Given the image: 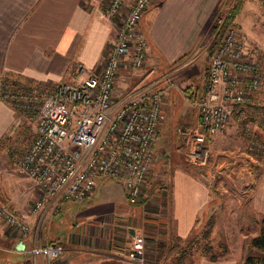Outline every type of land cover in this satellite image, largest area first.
Instances as JSON below:
<instances>
[{
  "label": "built area",
  "instance_id": "2783aa9c",
  "mask_svg": "<svg viewBox=\"0 0 264 264\" xmlns=\"http://www.w3.org/2000/svg\"><path fill=\"white\" fill-rule=\"evenodd\" d=\"M154 1L84 0L89 6L100 3L104 16L116 21L114 37L99 73L76 83L55 82L43 86L51 89L39 88L34 136L25 151L12 158L16 170L38 191L31 211L55 208L62 200L84 201L93 194L99 177L119 180L129 202L138 201L154 160L153 143L166 87L140 79L118 88L117 77L122 65L137 70L147 60L148 44L140 20ZM247 47L237 27L226 26L210 56L203 87L188 91L196 120L178 130L187 161L204 165L210 138L223 134L233 114L243 112L260 89V62ZM77 67L80 72L82 67ZM0 95L8 102L21 101L25 113L36 102L26 93H7L2 82ZM0 223L20 236L31 231L10 202L0 203ZM62 252L63 245L57 241L36 243L29 249L34 261L42 256L48 264ZM112 255L134 264H161L146 256L145 238L136 232Z\"/></svg>",
  "mask_w": 264,
  "mask_h": 264
},
{
  "label": "crops",
  "instance_id": "0c3cea01",
  "mask_svg": "<svg viewBox=\"0 0 264 264\" xmlns=\"http://www.w3.org/2000/svg\"><path fill=\"white\" fill-rule=\"evenodd\" d=\"M224 1L155 0L150 4L140 20L148 44L147 60L137 70H129L122 65L117 77L118 88L129 85L133 77L141 75V71L145 72L146 67L151 68L149 73L164 68L177 71L178 64L202 46ZM240 16L241 12L237 21ZM115 25V20L104 16L103 7L98 2L89 6L84 0H0V85L4 76L19 75L37 82L76 83L89 74L99 73L114 37ZM79 65L82 67L80 72ZM184 83L185 80L172 82L175 91H180L179 94L176 92L179 96L183 93L181 87L185 86ZM196 89L188 87L185 92ZM164 111L163 100L161 119ZM15 118L11 104L0 95V149L1 140L15 123ZM1 161L0 157V170ZM168 175L167 183L161 185V189L168 190L163 223L165 226L167 224L169 232L185 238L193 226L207 217L210 188L199 174L182 167L177 159ZM3 177L7 179V176L0 174V186ZM25 182L30 181L27 178ZM13 185L9 198L13 207L28 222L31 231L26 236H20L0 223V264H22L27 258L31 259L32 264L35 261L43 263L45 259L42 256H38L35 261L32 259L30 247L36 243L55 241L63 245L61 256L54 260H59L60 264H134L116 258L112 250L128 243L130 228L141 234V223L136 226L125 225L114 215L128 217L131 212L141 211L145 203L141 197L138 199L142 202L140 207L131 203L126 206L128 209L119 211L122 203L112 207L110 202L97 199L93 192L90 197L78 202L81 205L75 216L82 222H68L63 225L61 233H51L49 224L59 203L55 211H50L54 208L45 207L33 212L30 209L31 201L37 195V189L33 188L31 182L23 189ZM250 197L252 210L264 214V167ZM109 211L116 213L110 215ZM150 215L147 214V217ZM152 216L147 219L153 222L149 225L155 235L145 243V252L152 259L149 252L153 248L160 259L163 246L158 241L163 235L167 237V233L157 229L155 222L158 215L153 213ZM245 250L243 253H226L214 260L203 256L196 264H241L246 256Z\"/></svg>",
  "mask_w": 264,
  "mask_h": 264
},
{
  "label": "rangeland",
  "instance_id": "374dc122",
  "mask_svg": "<svg viewBox=\"0 0 264 264\" xmlns=\"http://www.w3.org/2000/svg\"><path fill=\"white\" fill-rule=\"evenodd\" d=\"M233 2L234 0H225L222 10L228 9ZM243 7L244 11L242 10ZM240 12L241 16L237 21L236 18ZM230 25L237 27L239 39L246 42L248 50L258 58L262 72V84L260 89L255 92L254 99L249 105H246L243 115L234 113L225 132L210 138L207 143L208 156L204 165H198L184 159V145L178 130L180 127L192 125L196 120L193 98L188 96L189 90L185 92V89L203 87L209 59L214 51L213 49V51L208 52L213 42V35L210 32L207 33L202 46L186 56L178 64L179 69L177 71L164 68L162 70L155 69L149 73L151 68L146 67L145 72L141 71L142 74L137 75V78L133 77L129 84H134L142 77L145 81L154 80L153 84L157 88L166 87L165 111L162 119L160 116L161 123L157 127L158 134L153 145L154 160L149 178L143 185L141 198L139 197L145 203L142 205L141 211L131 212L128 217L115 214L114 218L119 219V222L125 225L136 226L141 223V235L145 238L146 243L149 239L151 240V236L155 235L151 232L152 226L149 225L153 222L147 218H152L153 213L158 215V220L155 222L157 229L167 233V237L163 235L158 241V244L164 247L166 238L169 237L170 233L169 229L166 228L167 224L165 226V222L163 223V210L165 209L168 190L161 189V185L167 183L168 173L170 174L172 170L173 162L177 159L182 167L188 168L193 173L203 174V178L206 179L204 181L209 185L211 198L207 204L209 211L207 217L205 216L199 224L203 225L210 216L214 220L208 236L211 249L205 254L203 248L204 244L207 246L208 239L205 242V239L201 238V232L194 234L193 248L183 264H196L199 258L206 257L211 253L217 254L218 257L230 252L243 253L244 248H246L244 252L246 256L250 250L254 254L264 256V251L256 250L250 245L251 237L258 233L260 221L259 215L251 208L250 196L264 165V142L254 137L255 132L259 135L260 131H264V0H243L241 9L234 18V23L232 22ZM237 74L240 75V73ZM180 80H185V86L181 87L183 93L179 96L177 93L179 94L180 91H175L172 82L179 83ZM50 83L39 85L35 80L24 79L19 76H5L4 81H2L3 88L7 93H22V95L26 93L28 97L31 96L36 99V102L30 111L25 113L20 105L21 101L16 102L18 103L16 104L14 102L16 100L9 99L16 118L9 132L1 140L0 174L7 176V179L2 178L0 191L6 194L0 193V203L10 202L12 204L8 194L14 189L13 184H16L18 189L19 187L23 189L25 185L30 184V182H25L28 177L25 178V175L16 170L12 164V158H16L24 152L31 142L35 129L33 116L36 115L37 96L41 91L39 88L51 89L53 86L43 87ZM9 179H11V183ZM94 193L97 199L110 202L112 207L122 203L123 206L119 205V211L124 208L128 209L126 206L131 205L120 181L116 179L99 177ZM140 203L142 202L139 200L132 204L138 208ZM80 205L76 201L62 200L50 221V232L61 233L64 224L82 222L75 216ZM142 208L144 213H142ZM55 209L56 207L50 211H55ZM113 212L109 211V214L111 215ZM147 214L151 215L147 217ZM245 244L247 245L245 246ZM222 248L226 250L223 252ZM153 250L152 248V252H149L152 259L156 256L155 261H159L161 264H170V260L164 262L161 258H157V251ZM246 256H244L243 261ZM60 263L59 260H56L50 264ZM34 264L48 263L35 261Z\"/></svg>",
  "mask_w": 264,
  "mask_h": 264
},
{
  "label": "trees",
  "instance_id": "16d2710c",
  "mask_svg": "<svg viewBox=\"0 0 264 264\" xmlns=\"http://www.w3.org/2000/svg\"><path fill=\"white\" fill-rule=\"evenodd\" d=\"M243 0H234V2L229 6L228 13H222L220 10L219 14L217 17L213 20L209 27V32L213 35V42L210 46V49L208 52L213 51L215 46L220 40L222 30L230 25V23H234V18L236 15L239 13L241 6H242ZM224 14V15H223ZM223 15V20L221 23L218 22V18ZM249 105V103L247 104ZM246 109V105L243 107V112L241 113L240 116L243 115L244 110ZM255 138L260 139L262 142H264V131H260L259 135L256 134L254 135ZM264 167V165H263ZM262 170V169H261ZM261 173V172H260ZM259 173V176H260ZM258 176V178H259ZM260 217L259 221V228H258V233L254 236L251 237L250 239V245L251 247H254L256 250L264 251V214H258ZM213 218L210 216L207 221L203 225H195L191 229L189 235L185 238H182L180 236L174 235L171 232L169 233V237L167 238V241L163 247L162 255H161V260L164 262H167L170 260V264H183V261L187 258L189 255V252L193 248L194 244V234H197L201 232V238L206 240L208 239L211 227L213 226ZM204 244V253L210 251L211 246L209 239ZM226 249L222 248V251L224 252ZM211 260H214L218 257L217 254L211 253L209 255H206ZM22 264H31V259L27 258ZM241 264H264V256L261 254H254L251 252V250L248 252L246 258Z\"/></svg>",
  "mask_w": 264,
  "mask_h": 264
},
{
  "label": "bare ground",
  "instance_id": "6f19581e",
  "mask_svg": "<svg viewBox=\"0 0 264 264\" xmlns=\"http://www.w3.org/2000/svg\"><path fill=\"white\" fill-rule=\"evenodd\" d=\"M13 76H19V75H13ZM4 77H5V76H4ZM4 77L2 78L1 82L4 81ZM9 77H11V76H9ZM19 77H22V76H19ZM7 82H8V81H7ZM3 83H4V82H3ZM241 113H242V112H241ZM241 113H240V114H241ZM181 141H182V140H181ZM184 159H185V157H184ZM185 160H186V159H185ZM200 176L203 178L202 175H200ZM203 179H204V178H203ZM204 180H206V179H204ZM130 237H131V236H130ZM145 254H146V253H145Z\"/></svg>",
  "mask_w": 264,
  "mask_h": 264
},
{
  "label": "water",
  "instance_id": "95a60500",
  "mask_svg": "<svg viewBox=\"0 0 264 264\" xmlns=\"http://www.w3.org/2000/svg\"><path fill=\"white\" fill-rule=\"evenodd\" d=\"M130 234H133L134 233V230H133V228H130Z\"/></svg>",
  "mask_w": 264,
  "mask_h": 264
}]
</instances>
